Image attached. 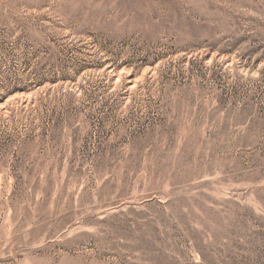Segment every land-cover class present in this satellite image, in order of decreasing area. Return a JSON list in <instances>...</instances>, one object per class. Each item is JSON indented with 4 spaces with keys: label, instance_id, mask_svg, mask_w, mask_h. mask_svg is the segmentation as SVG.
Wrapping results in <instances>:
<instances>
[{
    "label": "rangeland",
    "instance_id": "obj_1",
    "mask_svg": "<svg viewBox=\"0 0 264 264\" xmlns=\"http://www.w3.org/2000/svg\"><path fill=\"white\" fill-rule=\"evenodd\" d=\"M0 264H264V0H0Z\"/></svg>",
    "mask_w": 264,
    "mask_h": 264
}]
</instances>
